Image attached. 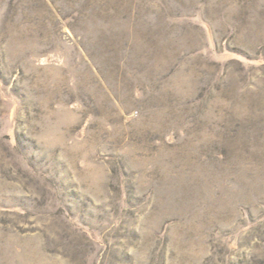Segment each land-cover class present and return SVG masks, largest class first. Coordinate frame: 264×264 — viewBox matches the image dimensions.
Wrapping results in <instances>:
<instances>
[{"label": "rangeland", "instance_id": "rangeland-1", "mask_svg": "<svg viewBox=\"0 0 264 264\" xmlns=\"http://www.w3.org/2000/svg\"><path fill=\"white\" fill-rule=\"evenodd\" d=\"M0 264H264V0H0Z\"/></svg>", "mask_w": 264, "mask_h": 264}]
</instances>
